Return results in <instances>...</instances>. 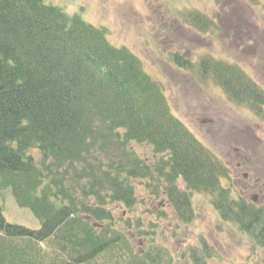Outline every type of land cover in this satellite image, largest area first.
<instances>
[{
    "label": "trees",
    "instance_id": "16d2710c",
    "mask_svg": "<svg viewBox=\"0 0 264 264\" xmlns=\"http://www.w3.org/2000/svg\"><path fill=\"white\" fill-rule=\"evenodd\" d=\"M53 1L0 0V264H208L218 256L203 236L197 248L186 243L196 194L264 251V208L221 186L227 166L174 116L139 59ZM189 23L208 26L197 14ZM205 57L173 54L172 65L213 75L258 111L262 94L240 67ZM145 146L151 164L136 152ZM157 184L159 212L143 196L159 195ZM13 203L37 230L7 221ZM179 238L186 246L173 254Z\"/></svg>",
    "mask_w": 264,
    "mask_h": 264
},
{
    "label": "rangeland",
    "instance_id": "374dc122",
    "mask_svg": "<svg viewBox=\"0 0 264 264\" xmlns=\"http://www.w3.org/2000/svg\"><path fill=\"white\" fill-rule=\"evenodd\" d=\"M53 2L64 6L69 13L80 12L92 25L104 27L114 47L131 51L148 75L164 89L173 114L228 165L232 177L223 179L222 187L232 190L235 200L245 196L249 202L255 200L258 207L264 205V186L248 190L254 189L252 181L256 177L264 183V119L255 118L244 105L232 103L211 75L202 77L197 70H179L172 65L173 54L185 56L191 62L202 61L210 55L213 63L239 66L246 79L264 92V0ZM196 14H202L208 22L205 31L179 27H189ZM241 138L249 139L247 145L241 143ZM253 141L254 147L250 145ZM136 152L146 163L153 162L149 147H136ZM239 164L242 166L238 167ZM237 174H249L251 179H242ZM156 187L159 195L144 191L143 196L150 209L159 212L166 200L161 184ZM194 207L195 220L188 234L190 241L187 238L186 243L197 248L199 236H203L218 256L208 264H264L263 250L254 249L235 227L218 221L210 197L196 194ZM5 216L9 223L39 228L29 209L17 208L15 203L6 206ZM162 226L169 233L174 223L168 221ZM178 245L185 247L184 239L171 242V253L175 254Z\"/></svg>",
    "mask_w": 264,
    "mask_h": 264
},
{
    "label": "flooded vegetation",
    "instance_id": "af4514ba",
    "mask_svg": "<svg viewBox=\"0 0 264 264\" xmlns=\"http://www.w3.org/2000/svg\"><path fill=\"white\" fill-rule=\"evenodd\" d=\"M247 143H248V141L243 142V145L245 146V145H247ZM250 144H251V146H253V147L256 146L253 142H251ZM246 147H247V146H246ZM237 151H238L239 153H240V152L242 153V150H241V149H237ZM241 166H242V165L239 164L238 167H241ZM237 175L241 176V178H242V179H245V180H247V179H248V180L251 179V178L249 177V176H250L249 174H247V175H246V174H237ZM253 181H254V182H253ZM253 181H252V186L254 187V189H252V188H248V186H246V185H244V187L248 188V190H250V189H251V190H255V189H256V190H259L261 186H264V183L261 182V179H259L258 177L254 178ZM244 197H245V196H244ZM244 197H243L244 200H248L246 197H245V198H244ZM252 200H254V197H252Z\"/></svg>",
    "mask_w": 264,
    "mask_h": 264
}]
</instances>
